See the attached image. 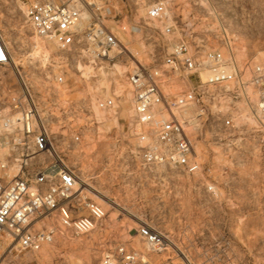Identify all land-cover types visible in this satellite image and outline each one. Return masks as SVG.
Returning a JSON list of instances; mask_svg holds the SVG:
<instances>
[{
    "label": "rangeland",
    "instance_id": "1",
    "mask_svg": "<svg viewBox=\"0 0 264 264\" xmlns=\"http://www.w3.org/2000/svg\"><path fill=\"white\" fill-rule=\"evenodd\" d=\"M113 1L121 20L136 26L118 34L127 51L112 53V61L95 72L68 65L64 84L57 85L54 78L63 67L56 47L34 36L22 5L0 0V35L12 58L0 68V118L9 114L11 94L20 92L21 73L52 138L64 144L74 132L82 133L79 149L64 154L86 178L88 198L105 213L90 234L59 239L36 254L21 253L18 263L97 264L103 251L118 244L144 250L137 229L147 224L167 238V249L153 255L158 264H264V128L255 119L238 116L226 128L209 117L192 131L200 164L195 174L143 166L126 134V77L135 65L161 58L169 40L181 35L192 47L207 50L227 37L238 65H264V0H164L178 31L164 37L160 31L170 22L145 16L149 5L162 0ZM114 89L117 113L95 112L99 118L89 123L79 108ZM235 107L241 115L243 106ZM5 135L0 128V164L8 153Z\"/></svg>",
    "mask_w": 264,
    "mask_h": 264
},
{
    "label": "built area",
    "instance_id": "2",
    "mask_svg": "<svg viewBox=\"0 0 264 264\" xmlns=\"http://www.w3.org/2000/svg\"><path fill=\"white\" fill-rule=\"evenodd\" d=\"M22 5L26 22L39 40L52 43L61 60L57 85L64 70H102L111 54H125L118 34L131 32L121 20L122 10L113 0H11ZM149 21L170 22L160 31L172 36L177 26L166 1L149 5ZM86 21V24H85ZM143 31L140 30L141 36ZM150 30H147L144 38ZM225 38L218 48H194L181 35L169 40L161 58L140 63L127 75L129 113L127 139L143 166H168L187 174L200 170L192 131L211 117L226 128L238 116H250L264 128V65L241 67ZM12 63L0 35V68ZM117 90L96 99L81 113L89 123L95 112L115 115ZM242 105L243 112L235 106ZM9 114L0 118L6 132L7 155L0 164V264H19L21 253L36 254L59 239L90 234L105 218L101 206L90 200L86 178L69 164L64 152L78 150L82 133L63 143L52 138L41 120L26 79L20 73V92L12 93ZM17 130V131H16ZM9 172H13L10 178ZM137 236L144 250L118 244L102 252L97 264H158L153 255L167 249V238L147 224Z\"/></svg>",
    "mask_w": 264,
    "mask_h": 264
}]
</instances>
